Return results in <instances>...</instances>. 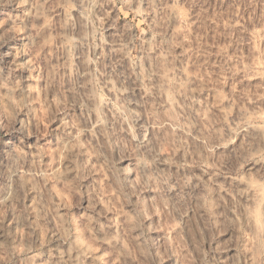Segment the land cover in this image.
<instances>
[{
  "label": "clouds",
  "instance_id": "clouds-1",
  "mask_svg": "<svg viewBox=\"0 0 264 264\" xmlns=\"http://www.w3.org/2000/svg\"><path fill=\"white\" fill-rule=\"evenodd\" d=\"M0 264H264V0H0Z\"/></svg>",
  "mask_w": 264,
  "mask_h": 264
},
{
  "label": "rangeland",
  "instance_id": "rangeland-1",
  "mask_svg": "<svg viewBox=\"0 0 264 264\" xmlns=\"http://www.w3.org/2000/svg\"><path fill=\"white\" fill-rule=\"evenodd\" d=\"M212 3L214 4L216 12L226 11L227 10V0H225V2L223 4V7H221L219 0H212ZM210 11H212V9H210ZM121 23H122V21H121ZM225 23H226V19L224 21L218 22L216 24L217 31H220ZM209 35H211L213 37V39H215V37H216V33H209ZM208 43L211 44L212 41L209 40ZM212 63L213 64L216 63V58L215 57L212 58ZM220 239L223 240V237H221Z\"/></svg>",
  "mask_w": 264,
  "mask_h": 264
}]
</instances>
